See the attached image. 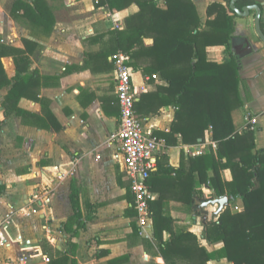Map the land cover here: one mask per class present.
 <instances>
[{
	"label": "crops",
	"instance_id": "crops-1",
	"mask_svg": "<svg viewBox=\"0 0 264 264\" xmlns=\"http://www.w3.org/2000/svg\"><path fill=\"white\" fill-rule=\"evenodd\" d=\"M8 1L0 0V34L8 37L5 44L23 50L24 71L39 76L29 95L17 104L37 116L26 117V122L5 113L2 103L10 85L0 89V182L4 186L0 228L5 237L0 264H51L62 253L69 256L66 264L73 259L74 264H201L200 246L212 251L221 245L203 237L207 208L214 209L208 220L219 212L215 214L216 205L206 206L203 212L199 206L206 199L195 192L188 203L186 180L174 170H188L187 160L197 156L192 154L196 148L204 145L205 152L213 148L211 131L195 144L183 143L179 134L173 142L160 137L163 142L155 154L153 171L159 165L174 170L154 179L150 216L143 227L138 225L124 158L107 140L120 115L113 54L86 53L103 49L108 32L124 28L126 16L138 7L131 4L113 12L95 6L94 0H45L54 18L46 33L28 18H13L12 0L8 10L5 7ZM192 1L203 24L211 2L225 3ZM255 1L262 5L264 18V0ZM254 18L255 11L247 16L237 14L230 42L206 47V56L217 63L231 56L238 61V76L246 89L240 86L241 107L230 112L225 106L228 127L241 132L250 121L256 148L264 149V41L254 29ZM150 41L145 39L147 44ZM127 57L129 63L134 61ZM2 63L7 76L14 78L13 57H2ZM131 68L138 88L137 115L153 133L168 132L175 108L160 104L163 92L141 100V94H154L165 84L164 78L158 72L152 77ZM223 174L229 177V170ZM194 176L198 178L196 171ZM196 187L210 193L209 198L215 195L198 181ZM189 233L197 241L184 235L172 248L163 244ZM205 264L232 263L222 258Z\"/></svg>",
	"mask_w": 264,
	"mask_h": 264
},
{
	"label": "trees",
	"instance_id": "trees-1",
	"mask_svg": "<svg viewBox=\"0 0 264 264\" xmlns=\"http://www.w3.org/2000/svg\"><path fill=\"white\" fill-rule=\"evenodd\" d=\"M94 2L95 6L113 12L131 4L138 7L136 12L126 16L124 28L108 32L107 45L103 49L86 54H114L120 51L133 58L129 65L141 70L144 75L160 73L166 83L154 94H141V100L158 97L163 92L164 97L159 98L160 104L174 106L175 113L169 131L154 134L167 142H173L179 134L183 143L195 144L203 140L205 132L210 130L211 138L216 142L215 149L209 148L207 152L189 157L188 170L159 165L156 171L150 172V187L158 175L174 170L186 180V201L190 204L193 192L207 199L203 191L196 187L197 181L215 195L227 196L229 204L215 219L204 222V239L221 245L212 251L200 246L201 264L222 258L232 264H264V149L256 148L250 121L241 132L228 127L225 106L230 112L241 107L240 86L246 89L238 76V61L231 56L217 63L206 56V47L230 42L237 15L235 8L242 10L248 6L250 11H255L253 6H257L260 11L259 28L264 34L262 5L255 0H236L234 6H231V0H225V3L211 2L207 6V19L203 24L192 0H163L162 3L158 0ZM10 14L15 19H30L46 33L51 31L54 24L51 9L45 0H12ZM147 38L151 40L148 44L145 42ZM22 54L23 50L0 41V89L10 85L2 105L5 113H14L26 122V117L37 116L25 112L17 104L21 97L29 95L39 75L24 71L26 60ZM6 55L13 57L16 66L12 79L7 76L2 63V57ZM30 95L37 98L34 94ZM226 170H229L227 178L223 174ZM195 171L198 173L197 179ZM3 188L0 182V192ZM239 205V210L231 211V206ZM72 206L74 216H77L74 200ZM186 234L173 236L172 240L163 244L172 248L184 235L197 241L195 235ZM68 258L62 253L51 260V264H66Z\"/></svg>",
	"mask_w": 264,
	"mask_h": 264
},
{
	"label": "built area",
	"instance_id": "built-area-1",
	"mask_svg": "<svg viewBox=\"0 0 264 264\" xmlns=\"http://www.w3.org/2000/svg\"><path fill=\"white\" fill-rule=\"evenodd\" d=\"M115 26L118 27L117 24ZM112 61L120 115L117 127L109 132L107 140L115 144L124 158L126 174L134 196L138 225L143 227L149 220L150 202L153 198L148 178L156 165L155 154L163 140L148 129L144 120L136 113L135 102L138 97V88L133 83L132 68L127 55L120 51L116 52L112 55ZM151 76L156 77L155 74ZM211 145L213 148L216 147L214 141L211 142ZM205 151L203 145L196 148L192 154L200 155ZM4 243L5 237L0 228V246ZM44 258L48 263L49 258L47 256ZM24 260L25 258L20 259V261Z\"/></svg>",
	"mask_w": 264,
	"mask_h": 264
},
{
	"label": "water",
	"instance_id": "water-1",
	"mask_svg": "<svg viewBox=\"0 0 264 264\" xmlns=\"http://www.w3.org/2000/svg\"><path fill=\"white\" fill-rule=\"evenodd\" d=\"M235 1L236 0H231V2H230L231 6H234ZM253 8L255 9V18H254L255 31L259 35V37L264 41V34L261 32V30L259 28L260 11L257 8V6H253ZM235 11L240 16H247L250 12V7L245 6V7H243L242 10L235 8ZM228 202H229V198L227 196H225V195H222V196L214 195L212 198H208L206 200H203L199 207L202 209L203 212H205L204 208L206 206L216 205L217 209L215 211V214H217L228 204Z\"/></svg>",
	"mask_w": 264,
	"mask_h": 264
},
{
	"label": "rangeland",
	"instance_id": "rangeland-1",
	"mask_svg": "<svg viewBox=\"0 0 264 264\" xmlns=\"http://www.w3.org/2000/svg\"><path fill=\"white\" fill-rule=\"evenodd\" d=\"M8 1V0H7ZM10 0L8 1V2H6L5 3V7L7 8V10H8V7L10 6ZM238 17V16H237ZM254 29H255V26H254ZM0 37L2 38V40L4 41H1V42H3V43H5V42H7V36H6V34H0ZM204 193V197L205 198H209L210 197V193H205V192H203ZM228 205V204H227ZM208 209V211H209V213H208V216H207V220L209 219V218H211L212 217V212H213V210L214 209H210L209 207L207 208ZM240 209V205L239 206H231V211H233V210H239ZM31 215V214H30ZM1 223V222H0Z\"/></svg>",
	"mask_w": 264,
	"mask_h": 264
}]
</instances>
